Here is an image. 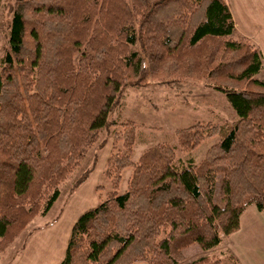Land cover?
<instances>
[{"label":"trees","instance_id":"16d2710c","mask_svg":"<svg viewBox=\"0 0 264 264\" xmlns=\"http://www.w3.org/2000/svg\"><path fill=\"white\" fill-rule=\"evenodd\" d=\"M8 12L0 252L48 214L60 185L95 149L71 193L90 178L112 136L103 171L110 188L97 185L98 202L74 222L59 264H241L231 251L185 255L238 231L248 207L264 211V56L236 32L227 0H99L96 8L88 0H13ZM201 79L224 93L237 118L197 120L176 130V145L156 143L134 160L139 124L110 118L126 88L155 80L193 92ZM217 136L198 163L178 156Z\"/></svg>","mask_w":264,"mask_h":264},{"label":"rangeland","instance_id":"374dc122","mask_svg":"<svg viewBox=\"0 0 264 264\" xmlns=\"http://www.w3.org/2000/svg\"><path fill=\"white\" fill-rule=\"evenodd\" d=\"M12 2L13 0H0V55L6 46L5 22L6 17L9 14L8 9ZM98 3L99 0H88V5L91 8L98 7ZM259 78L264 79V69L259 74ZM194 83L196 85V89L193 92H190L188 88L177 91L174 88L155 80L151 81L144 87L126 88L120 104L113 109L110 114V118L117 123H121L127 119H132L137 121L139 124L134 160H138L146 148L156 143L167 142L171 145H176V130L188 127L197 120L224 123L225 121H233L237 118L235 110L230 105L224 93L217 91L207 80L201 79L194 81ZM113 129L119 130L121 127L115 126ZM218 140V136L208 139L192 152H184L178 148V156L184 160L192 158L198 163L204 157L207 149ZM112 145L113 137L110 136L105 147L99 154L96 168L92 173V180L88 183L89 178L84 183L85 186L83 187L81 193L77 196V199H75V195H77L78 190L84 184L76 192L71 193L72 183L90 164L95 149L88 152L81 167L76 169L72 176L60 185V196L55 201L48 214L45 216L35 217L22 233H26V231L30 232L33 229L34 232L43 226L40 225L41 223L45 221L50 222L60 213L62 208L64 210L69 203H72L73 208H79L84 203V200L91 196L92 188L94 189V186L97 204V185H102L106 189L110 188V180L106 177L103 171L112 149ZM131 172V168L124 171V179L121 185L123 190L127 187V180L130 177ZM220 181L221 174L217 177V186H219ZM90 207L92 206H86L84 209L86 210ZM84 211H82V213ZM21 237L22 236H19L17 241H20ZM228 253L229 251L224 250L220 245L209 250H203L194 244L185 249V255L188 261L200 257L225 256L228 255Z\"/></svg>","mask_w":264,"mask_h":264},{"label":"crops","instance_id":"0c3cea01","mask_svg":"<svg viewBox=\"0 0 264 264\" xmlns=\"http://www.w3.org/2000/svg\"><path fill=\"white\" fill-rule=\"evenodd\" d=\"M227 3L235 21L236 32L250 37L264 56V0H227ZM92 178L93 175L88 183ZM84 186L78 190L75 199ZM94 189L79 208H73L72 203H69L55 222L41 223L43 226L29 236L27 231L19 234L0 252V264H59L65 256L77 217L85 210L84 207L96 204ZM240 223V229L224 236L219 245L234 253L241 264H264V211L252 205L242 213ZM19 236L22 237L17 241Z\"/></svg>","mask_w":264,"mask_h":264}]
</instances>
